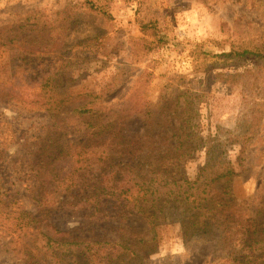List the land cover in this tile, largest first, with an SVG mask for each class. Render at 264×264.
Wrapping results in <instances>:
<instances>
[{
    "label": "rangeland",
    "instance_id": "374dc122",
    "mask_svg": "<svg viewBox=\"0 0 264 264\" xmlns=\"http://www.w3.org/2000/svg\"><path fill=\"white\" fill-rule=\"evenodd\" d=\"M84 1L0 0V144L8 153L0 160L4 191L19 199L47 234L52 225L78 241L119 242L125 231L150 240L140 216L95 222L85 211L64 207L53 186L41 179L40 145L59 125L65 140L82 137L89 120L74 112L82 107L103 111L123 135L151 148L169 111H195L189 140L198 148L188 158L186 177L195 181L208 158L221 157L236 175L216 190L231 207L256 215L264 188V72L257 80L247 73L255 68L253 60L223 68L227 59L221 56L232 44L264 37V0H93L111 19ZM149 25L153 30L144 28ZM16 30L29 37L23 48L34 53L29 63L35 67L44 64L46 72L67 63L56 85L68 105L57 117L37 103L36 77L14 68L8 38ZM28 77L34 85L20 79ZM172 219L157 228V250L143 264H208L220 255L217 240L185 239ZM257 219L264 223V213ZM26 240L0 226V264H103L86 252L73 259L44 251L42 238L38 244Z\"/></svg>",
    "mask_w": 264,
    "mask_h": 264
},
{
    "label": "trees",
    "instance_id": "16d2710c",
    "mask_svg": "<svg viewBox=\"0 0 264 264\" xmlns=\"http://www.w3.org/2000/svg\"><path fill=\"white\" fill-rule=\"evenodd\" d=\"M84 4L102 18L111 19L95 1L85 0ZM151 27L144 28L153 30ZM19 31L8 38L11 54L15 56L14 68L36 77V84L41 89V102L37 103L45 112L57 117L68 105V99L58 94L56 85V79L65 71L63 66L67 63L46 72H43L44 64L35 67L34 63H29L34 53L25 50L27 46L23 48L29 37L19 36ZM40 38L41 35L35 42ZM254 40L232 44L231 51L221 56L229 62L222 65L223 68L253 60L255 68L247 69V73L256 76V80L260 78L264 72V37ZM20 79L25 85H34L31 84L33 78ZM74 112L81 119H88L89 125L82 137L70 141L65 140L62 126L49 130L40 145L41 157L37 158L40 160L39 172L43 173L41 179L53 186V193L62 200L64 207L85 211L92 221L142 217L149 226L151 239L145 240L142 234L125 231L119 242L78 241L52 225H47V230H51L47 234L25 211L21 201L13 199L0 184L1 227L5 226L34 244L42 238L48 249L41 250H51L61 257L73 256L74 259L76 254L86 252L103 264H143L147 255L157 250V228L173 218L185 239L210 237L217 240L216 245L220 248L217 254L220 255L213 260L218 262L208 264H264V223L257 219L264 213V188L256 215L251 216L239 207H231L215 188L221 182L230 184L233 181L236 174L230 162L213 155L200 169L195 181L186 177L188 158L198 148L189 140L191 129L188 125L195 118V111H169L167 123L162 125L164 131L157 135L153 148L143 147L138 141L127 138L115 127L114 120L102 117L103 111H88L82 107ZM171 119L181 123L173 125ZM6 150V145L0 144V160L8 156ZM163 152L168 158L162 156ZM109 210H114L115 217L110 216ZM140 250L145 252L140 253Z\"/></svg>",
    "mask_w": 264,
    "mask_h": 264
}]
</instances>
